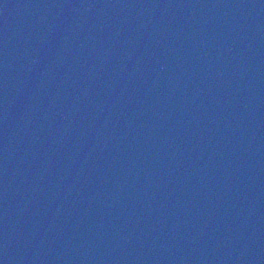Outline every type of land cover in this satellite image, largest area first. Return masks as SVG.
<instances>
[{
  "label": "water",
  "instance_id": "water-1",
  "mask_svg": "<svg viewBox=\"0 0 264 264\" xmlns=\"http://www.w3.org/2000/svg\"><path fill=\"white\" fill-rule=\"evenodd\" d=\"M0 264H264V0H0Z\"/></svg>",
  "mask_w": 264,
  "mask_h": 264
}]
</instances>
